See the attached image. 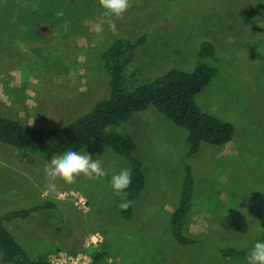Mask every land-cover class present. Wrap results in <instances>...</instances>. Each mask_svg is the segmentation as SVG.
Returning <instances> with one entry per match:
<instances>
[{"label":"rangeland","instance_id":"1","mask_svg":"<svg viewBox=\"0 0 264 264\" xmlns=\"http://www.w3.org/2000/svg\"><path fill=\"white\" fill-rule=\"evenodd\" d=\"M131 4L113 31L99 0H0V57L34 56L14 69L11 61H0V112L35 128L72 122L109 96L103 53L117 40L133 44L145 37L121 58L122 90L173 69L191 72L208 64L217 73L195 103L232 125L231 141L221 147L202 143L187 159V132L152 107L114 128L134 141L133 156L145 177L131 221L117 215L119 198L111 187L113 174L130 170L125 158L92 142L77 152L100 160L108 176H81L71 185L58 180L57 192L49 193L44 169L51 160L0 143V218L43 206L3 225L29 260L82 252L84 240L97 234L101 242L86 252L100 250L104 264H247L254 243L264 241V0ZM56 10L62 13L56 36L32 39L47 29L33 24ZM97 25L103 26L101 34ZM206 42L214 47L213 58L199 56ZM186 165L194 184L183 234L196 243L180 247L171 237L169 218L179 204ZM227 248L243 254L225 258L221 250Z\"/></svg>","mask_w":264,"mask_h":264},{"label":"trees","instance_id":"2","mask_svg":"<svg viewBox=\"0 0 264 264\" xmlns=\"http://www.w3.org/2000/svg\"><path fill=\"white\" fill-rule=\"evenodd\" d=\"M261 10L264 14V5ZM144 41L145 37L139 38L133 44L117 40L103 53L102 57L107 62L106 66L111 78L109 96L98 101L91 111L64 126L35 128L19 120L17 116L10 115L11 113L0 112V143L36 154L45 161L63 155L69 149L80 151L92 142L125 158L130 165L132 176V183L126 190V201H130L131 204L127 210H122L119 205L126 201L119 198L115 202V205L118 204L116 213L124 221H131L134 218V203L144 190L145 177L141 163L133 156V151L136 149L134 141L127 135L114 133V128L128 121L134 113L143 112L152 107L187 132L185 140L187 159L197 154L202 143L215 147L226 145L231 141L234 132L230 123L202 112L195 103L196 94L203 90L217 73V70L208 64H198L191 72L173 69L132 91L122 90L121 58ZM213 55L214 47L211 43L201 44L200 58H213ZM32 60L31 56H24L21 60L0 57V61L13 63L11 65L9 63L10 69L16 68L17 63L23 65L31 63ZM193 184L190 166L186 165L179 204L169 218L171 237L180 247L192 246L196 243L192 237L183 234ZM49 205L53 206L51 203ZM42 208L43 206L9 212L0 218V262L2 264H51L44 257L29 260L24 250L3 225L4 221L27 218ZM221 254L225 258H240L243 252L227 248L221 250ZM91 258L94 264H104L106 255L98 250L91 254Z\"/></svg>","mask_w":264,"mask_h":264},{"label":"clouds","instance_id":"3","mask_svg":"<svg viewBox=\"0 0 264 264\" xmlns=\"http://www.w3.org/2000/svg\"><path fill=\"white\" fill-rule=\"evenodd\" d=\"M103 15L109 18L108 23L112 30L116 28L115 20L124 18V14L132 7L131 0H99ZM114 18V19H113ZM97 34L103 32V26L97 25ZM45 175L48 180L46 190L49 193L57 192L56 181L62 180L66 184H74L78 178L83 176L89 180H99L108 176L107 170L102 166V162L93 159L90 154H81L74 150H67L62 156L51 159L45 165ZM132 183V176L129 169H121L119 173L111 176V187L114 196L126 201V190ZM131 202L126 201L119 205L122 210H127ZM264 231V228H261ZM247 264H264V241L258 240L249 250Z\"/></svg>","mask_w":264,"mask_h":264},{"label":"built area","instance_id":"4","mask_svg":"<svg viewBox=\"0 0 264 264\" xmlns=\"http://www.w3.org/2000/svg\"><path fill=\"white\" fill-rule=\"evenodd\" d=\"M82 208L86 205V202L81 201ZM102 238L95 234L92 235L90 238H86L83 244L82 252H78L75 254L66 253V252H58L52 257L49 258V262L51 264H94L92 261L91 256L86 252L87 249L90 248L91 245H95L100 243ZM105 264H114L111 261H107Z\"/></svg>","mask_w":264,"mask_h":264},{"label":"crops","instance_id":"5","mask_svg":"<svg viewBox=\"0 0 264 264\" xmlns=\"http://www.w3.org/2000/svg\"><path fill=\"white\" fill-rule=\"evenodd\" d=\"M42 16L43 15H41V17ZM41 17L33 25L34 26L35 25H39L38 27L35 26L36 28H44V27H46L47 28L46 29V35L45 36L36 35L32 39L37 40L38 38H41V40H44L45 38L47 39V35H49V34L52 35V37H55L56 35H53V34L58 30L59 24H61L60 17H62V13H60L59 10H56L55 13H52V16H50L51 19L48 16L45 17V18H41ZM70 17H71V14H70ZM70 25H73V21H71ZM56 28H57V30H56ZM69 35H70V33H69ZM79 35H80V31H79ZM30 51H32V52H44L46 50H43L40 47H37V48L36 47H31ZM30 56L32 58H34L33 55H30ZM37 58H39V56H37Z\"/></svg>","mask_w":264,"mask_h":264}]
</instances>
